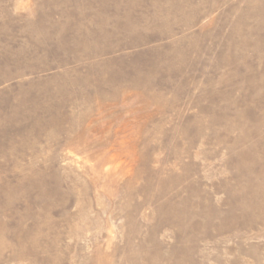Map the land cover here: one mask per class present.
<instances>
[{"label": "rangeland", "instance_id": "374dc122", "mask_svg": "<svg viewBox=\"0 0 264 264\" xmlns=\"http://www.w3.org/2000/svg\"><path fill=\"white\" fill-rule=\"evenodd\" d=\"M0 264H264V0H0Z\"/></svg>", "mask_w": 264, "mask_h": 264}]
</instances>
